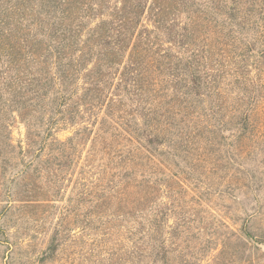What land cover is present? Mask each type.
<instances>
[{
	"label": "trees",
	"instance_id": "obj_1",
	"mask_svg": "<svg viewBox=\"0 0 264 264\" xmlns=\"http://www.w3.org/2000/svg\"><path fill=\"white\" fill-rule=\"evenodd\" d=\"M260 245L264 0H0V264Z\"/></svg>",
	"mask_w": 264,
	"mask_h": 264
},
{
	"label": "rangeland",
	"instance_id": "obj_2",
	"mask_svg": "<svg viewBox=\"0 0 264 264\" xmlns=\"http://www.w3.org/2000/svg\"><path fill=\"white\" fill-rule=\"evenodd\" d=\"M13 137L15 140H23L24 138V127L18 120L14 123L12 128ZM70 134L69 131H62L58 133V137L63 139ZM250 264H264V245H260L259 249L253 251Z\"/></svg>",
	"mask_w": 264,
	"mask_h": 264
}]
</instances>
